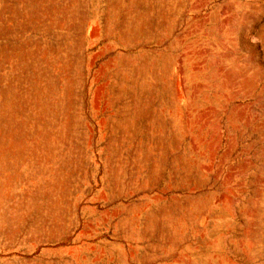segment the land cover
<instances>
[{
	"label": "rangeland",
	"instance_id": "1",
	"mask_svg": "<svg viewBox=\"0 0 264 264\" xmlns=\"http://www.w3.org/2000/svg\"><path fill=\"white\" fill-rule=\"evenodd\" d=\"M0 264H264V0H0Z\"/></svg>",
	"mask_w": 264,
	"mask_h": 264
}]
</instances>
